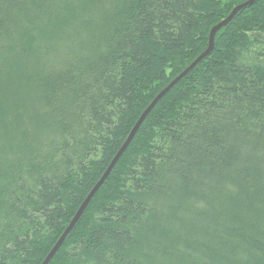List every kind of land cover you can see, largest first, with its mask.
Here are the masks:
<instances>
[{
    "label": "trees",
    "instance_id": "obj_1",
    "mask_svg": "<svg viewBox=\"0 0 264 264\" xmlns=\"http://www.w3.org/2000/svg\"><path fill=\"white\" fill-rule=\"evenodd\" d=\"M245 1L0 0V264L42 263ZM49 264H264V0L156 103Z\"/></svg>",
    "mask_w": 264,
    "mask_h": 264
},
{
    "label": "water",
    "instance_id": "obj_2",
    "mask_svg": "<svg viewBox=\"0 0 264 264\" xmlns=\"http://www.w3.org/2000/svg\"><path fill=\"white\" fill-rule=\"evenodd\" d=\"M256 0H247L244 3H241L237 6H235L232 11L229 13V15L220 21L218 24L214 25L208 34V40H207V47L206 49L185 69L183 70L177 77H175L166 87H164L155 97L154 99L150 102V104L146 107V109L142 112L134 126L132 127L131 131L129 132L127 138L125 139L124 143L120 147V149L117 151L113 159L111 160L110 164L98 180V182L94 185V187L90 190V192L87 194L79 208L77 209L75 215L71 219L70 223L62 233V235L59 237V239L56 241L50 252L47 254L45 259L42 261L41 264H49L51 259L54 257L56 254L57 250L60 248V246L63 244L64 240L66 237L71 233L72 229L82 216L83 212L85 211L87 205L91 201V199L94 197L98 189L101 187V185L105 182L107 177L109 176L111 170L117 163V161L120 159L122 154L125 152L127 149L128 145L132 141L134 135L140 128L141 124L145 120V118L148 116V114L152 111L156 103L177 83L179 82L190 70H192L200 61H202L204 58H206L210 52L213 50L214 47V38L217 34V32L225 27L232 19L233 17L243 8L253 4Z\"/></svg>",
    "mask_w": 264,
    "mask_h": 264
}]
</instances>
